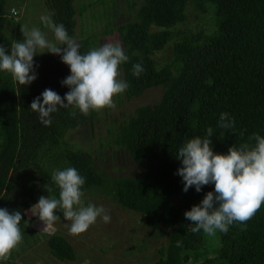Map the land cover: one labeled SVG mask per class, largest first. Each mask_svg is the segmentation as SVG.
<instances>
[{
	"label": "trees",
	"instance_id": "trees-1",
	"mask_svg": "<svg viewBox=\"0 0 264 264\" xmlns=\"http://www.w3.org/2000/svg\"><path fill=\"white\" fill-rule=\"evenodd\" d=\"M72 1L45 2L53 22L63 24L69 37L75 25ZM5 2L0 0V46L10 54ZM128 4L137 6L130 19L118 25L106 21L103 31L116 34L129 57L120 65V79L129 85L124 97L137 98L150 88H160L161 94L157 102L135 108L108 134L143 172L104 179L82 150L62 153L64 169L73 167L84 178V194L108 185L116 204L141 215L148 229L166 227L165 245L157 249L159 257L152 264H264V204L246 224L234 223L227 233L217 231L211 239L202 230L193 233L195 225L184 213L214 191V185L203 186L199 193L194 186L182 191L177 174L182 164L176 155L187 140L205 138L209 127L216 154H227L232 145L254 144L249 141L253 133L264 137V0H128ZM189 8L199 23L194 31L179 28L187 21ZM79 44L83 54L94 42L87 37ZM167 45L169 60L158 66L152 55ZM33 62L37 78L30 85L21 86L10 73L0 71V208L20 211L19 227L40 196L59 198V189L41 166L42 155L63 144L68 129L95 116V111L82 115L78 110L70 116L71 107L58 108L50 115L51 125L44 126L30 105L45 89L63 98L69 89L61 82L70 72L60 56L47 52L35 55ZM136 63L144 69L138 77L132 74ZM221 113L234 120V128L218 127ZM43 237L53 260H76L64 237L56 233Z\"/></svg>",
	"mask_w": 264,
	"mask_h": 264
},
{
	"label": "clouds",
	"instance_id": "clouds-1",
	"mask_svg": "<svg viewBox=\"0 0 264 264\" xmlns=\"http://www.w3.org/2000/svg\"><path fill=\"white\" fill-rule=\"evenodd\" d=\"M40 21L51 30L52 40L47 39L40 28L33 27L21 29L24 40L14 41L10 54L0 46V71L10 73L21 86L36 80L33 57L37 54L47 52L60 56L61 62L68 67L70 75L61 84L69 91L63 98L55 91L45 89L32 101L30 109L39 114V121L50 126V115L58 108L71 107L70 116H75L76 110L87 115L90 111L115 109L114 97L129 87L119 78L120 65L129 60L121 44L104 43L82 54L80 44L69 37L63 24L54 23L48 15L41 16ZM143 71L140 63L133 64V76L138 77ZM218 127L234 128L235 122L227 113H221ZM206 133L205 138H191L179 148L176 155L182 166L177 174L182 178L184 192L194 186L199 193L203 186L214 185V191L207 192L198 205L184 213V217L195 225L193 233L202 230L213 237L217 231L227 233L234 223L246 224L264 204V137L253 133L249 141H255L254 144L242 143L238 148L232 145L227 154H216L210 139L213 129L207 128ZM51 180L59 189V198L40 196L31 208L32 215L37 216L45 227H52L59 219L55 214L57 209L70 222L65 225L70 235L84 233L98 217L104 223L110 222L111 217L102 206H85L81 191L85 180L75 168L54 170ZM45 189L52 191L47 185ZM21 221L20 211L0 208V260L7 259L22 242Z\"/></svg>",
	"mask_w": 264,
	"mask_h": 264
},
{
	"label": "rangeland",
	"instance_id": "rangeland-1",
	"mask_svg": "<svg viewBox=\"0 0 264 264\" xmlns=\"http://www.w3.org/2000/svg\"><path fill=\"white\" fill-rule=\"evenodd\" d=\"M45 2L46 0H6L4 33L10 39L11 45L14 41L23 42L21 29L31 30L33 27L40 28L47 39H53L51 30L40 21L43 15H48L53 21ZM72 6L75 25L71 38L81 43L88 37L94 42L93 48H98L104 43L118 42L116 34H103L105 22L111 25L121 24L130 19L129 15L137 7H130L128 0H105L104 3L101 0H73ZM10 9L17 12L16 18L10 16ZM113 14H116V17L111 19ZM187 14V21L179 28L194 31L199 23L190 8ZM170 55V45H167L152 55V60L160 66L167 63ZM160 94V88H150L137 98L127 99L123 93L116 95L115 109L95 111L92 120L86 121L80 127L68 129L63 136L64 143L55 147L52 154L42 155V168L51 176L54 170L64 169L65 161L61 158L64 151L82 150L91 156L95 170L104 179L140 174L143 169L131 161L124 149L112 144L108 129L116 130V126L132 115L135 108L157 102ZM85 193L82 197L85 206H102L111 217L109 223H104L102 218L98 217L84 233L70 235L65 226L70 222L64 219L61 210H56L62 215L49 228L45 227L37 216L32 215L29 209L25 213L27 221L20 228H27L31 234H26L28 232L20 229L22 242L12 250L7 259L0 260V264H152L158 259L157 249L164 247L166 241L165 226L159 225L157 230L148 229L141 215L124 210L116 204L108 185L93 187ZM55 233L64 237L72 246L76 257L74 262H60L49 256L43 242L46 237L43 235ZM215 236L217 237V234Z\"/></svg>",
	"mask_w": 264,
	"mask_h": 264
},
{
	"label": "built area",
	"instance_id": "built-area-1",
	"mask_svg": "<svg viewBox=\"0 0 264 264\" xmlns=\"http://www.w3.org/2000/svg\"><path fill=\"white\" fill-rule=\"evenodd\" d=\"M9 14L11 17H15L17 15V12L15 10L10 9Z\"/></svg>",
	"mask_w": 264,
	"mask_h": 264
}]
</instances>
